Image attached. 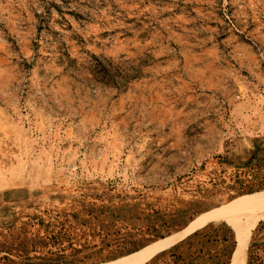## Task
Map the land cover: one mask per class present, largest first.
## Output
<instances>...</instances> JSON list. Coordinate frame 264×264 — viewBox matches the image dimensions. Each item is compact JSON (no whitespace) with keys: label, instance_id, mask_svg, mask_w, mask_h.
<instances>
[{"label":"rangeland","instance_id":"374dc122","mask_svg":"<svg viewBox=\"0 0 264 264\" xmlns=\"http://www.w3.org/2000/svg\"><path fill=\"white\" fill-rule=\"evenodd\" d=\"M264 0H0V264H264Z\"/></svg>","mask_w":264,"mask_h":264},{"label":"bare ground","instance_id":"6f19581e","mask_svg":"<svg viewBox=\"0 0 264 264\" xmlns=\"http://www.w3.org/2000/svg\"><path fill=\"white\" fill-rule=\"evenodd\" d=\"M263 214H264V210H263ZM243 249L244 248H242L241 252L239 254H237V256H236L235 261L233 262V264H241Z\"/></svg>","mask_w":264,"mask_h":264},{"label":"trees","instance_id":"16d2710c","mask_svg":"<svg viewBox=\"0 0 264 264\" xmlns=\"http://www.w3.org/2000/svg\"><path fill=\"white\" fill-rule=\"evenodd\" d=\"M249 264H250V261H249Z\"/></svg>","mask_w":264,"mask_h":264}]
</instances>
